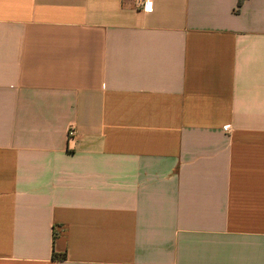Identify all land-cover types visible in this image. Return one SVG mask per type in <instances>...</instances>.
I'll use <instances>...</instances> for the list:
<instances>
[{"label":"crops","instance_id":"0c3cea01","mask_svg":"<svg viewBox=\"0 0 264 264\" xmlns=\"http://www.w3.org/2000/svg\"><path fill=\"white\" fill-rule=\"evenodd\" d=\"M0 264H264V0H0Z\"/></svg>","mask_w":264,"mask_h":264},{"label":"built area","instance_id":"2783aa9c","mask_svg":"<svg viewBox=\"0 0 264 264\" xmlns=\"http://www.w3.org/2000/svg\"><path fill=\"white\" fill-rule=\"evenodd\" d=\"M144 8L146 9V11H149V9H150V4H149L148 2H146V3L144 4ZM223 131H224V133L227 134L228 136H231L232 133H233V127H232V125H225V126L223 127ZM74 135H75L74 131H73L72 129H70V130H69V133H68L69 138L74 137Z\"/></svg>","mask_w":264,"mask_h":264},{"label":"rangeland","instance_id":"374dc122","mask_svg":"<svg viewBox=\"0 0 264 264\" xmlns=\"http://www.w3.org/2000/svg\"><path fill=\"white\" fill-rule=\"evenodd\" d=\"M68 133H69V131H68Z\"/></svg>","mask_w":264,"mask_h":264},{"label":"trees","instance_id":"16d2710c","mask_svg":"<svg viewBox=\"0 0 264 264\" xmlns=\"http://www.w3.org/2000/svg\"><path fill=\"white\" fill-rule=\"evenodd\" d=\"M239 5H240V3H239Z\"/></svg>","mask_w":264,"mask_h":264}]
</instances>
